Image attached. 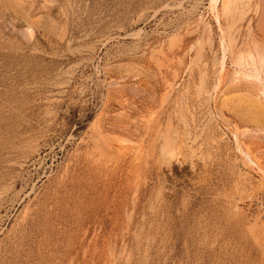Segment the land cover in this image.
I'll list each match as a JSON object with an SVG mask.
<instances>
[{
    "label": "rangeland",
    "instance_id": "374dc122",
    "mask_svg": "<svg viewBox=\"0 0 264 264\" xmlns=\"http://www.w3.org/2000/svg\"><path fill=\"white\" fill-rule=\"evenodd\" d=\"M232 1L0 0V264H264V0Z\"/></svg>",
    "mask_w": 264,
    "mask_h": 264
},
{
    "label": "bare ground",
    "instance_id": "6f19581e",
    "mask_svg": "<svg viewBox=\"0 0 264 264\" xmlns=\"http://www.w3.org/2000/svg\"><path fill=\"white\" fill-rule=\"evenodd\" d=\"M212 1H213L214 5L216 6V5L218 4V2L221 1V0H212ZM222 1L224 2L223 5H222V6L224 7V10H225V8L228 10V8H229V6H230L229 3L231 2V0H222ZM233 1H234V0H233ZM233 1H232V2H233ZM233 3H234V2H233ZM231 4H232V3H231ZM224 10H223V11H224ZM227 10H226V11H227Z\"/></svg>",
    "mask_w": 264,
    "mask_h": 264
}]
</instances>
